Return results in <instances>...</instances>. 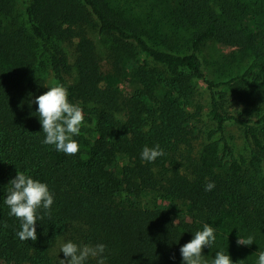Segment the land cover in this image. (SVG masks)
I'll return each mask as SVG.
<instances>
[{
	"label": "trees",
	"instance_id": "16d2710c",
	"mask_svg": "<svg viewBox=\"0 0 264 264\" xmlns=\"http://www.w3.org/2000/svg\"><path fill=\"white\" fill-rule=\"evenodd\" d=\"M53 83L83 109L75 155L42 143L33 101ZM157 144L164 155L142 161ZM17 171L54 196L50 216L37 211L36 241L17 237L20 221L3 203ZM144 193L188 209L140 210ZM205 223L216 236L206 259L224 251L257 264L264 0H0V260L59 264L72 241L103 243L105 264H182L180 247ZM249 235L252 245L237 246Z\"/></svg>",
	"mask_w": 264,
	"mask_h": 264
},
{
	"label": "clouds",
	"instance_id": "9594fccd",
	"mask_svg": "<svg viewBox=\"0 0 264 264\" xmlns=\"http://www.w3.org/2000/svg\"><path fill=\"white\" fill-rule=\"evenodd\" d=\"M33 102L38 106L37 115L42 125V132L45 134L42 143L54 146L56 151L66 155L77 154L79 144L74 136L80 134L84 122L83 109L78 103L69 102L67 89L59 83H53ZM163 155L164 152L158 144L151 148L145 146L141 152V159L154 162ZM214 187V182H207L205 191H211ZM3 203L10 209L9 216H14L20 221L17 237L21 241H36L37 211L43 209L44 215L50 216L54 196L46 183L33 179L25 172L17 171L15 178L9 181ZM39 218L43 219V216ZM176 222L177 220L173 221V224ZM215 240V228L205 223L202 230L193 234L190 242L180 247L182 264H233L229 254L224 251H217L215 258L210 261L202 255L203 249L211 248ZM236 243L237 246H250L254 243V237L238 236ZM105 250L106 246L103 243L78 246L68 241L61 244L60 252L66 259L59 260V264H86L89 258H95L96 264H105ZM255 255L258 257L257 264H264V251L259 250ZM236 264H244V260L237 261Z\"/></svg>",
	"mask_w": 264,
	"mask_h": 264
},
{
	"label": "rangeland",
	"instance_id": "374dc122",
	"mask_svg": "<svg viewBox=\"0 0 264 264\" xmlns=\"http://www.w3.org/2000/svg\"><path fill=\"white\" fill-rule=\"evenodd\" d=\"M110 80L114 83L115 87H119V89L122 92H126L130 87L128 86V80H117L110 78ZM205 93V91L203 90ZM206 94V93H205ZM207 96V95H206ZM205 96V97H206ZM207 98V97H206ZM229 134L232 135L235 139V143L240 149L245 150L246 148V139L243 131L237 127L236 125H232L229 127ZM123 162V160H121ZM139 202V208L140 210L146 209V208H153L156 207L157 205H161V207L165 210H171L172 213H174L175 216H179L180 214L183 216V213L187 211L188 206L186 203L183 201H177L171 206L172 208H169L170 205L163 200L161 197H154L152 193H144L141 197V199L138 201ZM159 203V204H158ZM186 222V218L184 219ZM0 264H6L4 260H0Z\"/></svg>",
	"mask_w": 264,
	"mask_h": 264
}]
</instances>
